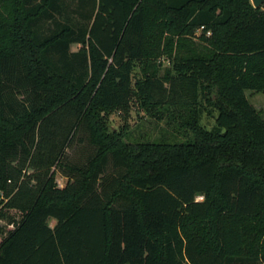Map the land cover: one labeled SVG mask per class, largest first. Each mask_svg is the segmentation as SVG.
Masks as SVG:
<instances>
[{
  "label": "trees",
  "instance_id": "16d2710c",
  "mask_svg": "<svg viewBox=\"0 0 264 264\" xmlns=\"http://www.w3.org/2000/svg\"><path fill=\"white\" fill-rule=\"evenodd\" d=\"M201 26L205 49L161 76L166 31ZM247 90L264 91V3L0 0V264H264V117ZM135 99L176 108L194 141L126 142L102 108ZM80 128L92 151L66 166Z\"/></svg>",
  "mask_w": 264,
  "mask_h": 264
},
{
  "label": "rangeland",
  "instance_id": "374dc122",
  "mask_svg": "<svg viewBox=\"0 0 264 264\" xmlns=\"http://www.w3.org/2000/svg\"><path fill=\"white\" fill-rule=\"evenodd\" d=\"M250 1L252 3V0ZM166 32V36H172L174 38L175 48L173 49L172 55L165 54L157 59L156 64L159 66V74L161 76L167 73L175 74L173 71V59L178 51L184 52L186 55L188 48L193 47L195 50L202 52L208 44L203 39L204 32L200 28H194L189 33H172L173 35L169 33V30ZM213 35L212 30L211 34H207V32L205 34L207 38H213ZM180 39L188 43L182 48L183 51H181L178 44ZM80 47L81 44L77 43L71 46L72 50H78ZM139 70L140 66L136 64L134 68L135 74H139ZM246 94L250 102L264 117V91L247 90ZM207 108L212 111V114L209 115L205 111L201 116L200 123L206 129H212L216 124L215 118L218 111L214 106L209 104ZM178 114H180V111L176 108H168L165 105L151 108L136 99L126 108L119 106H105L102 108V115L110 130L115 133L121 132L124 140L132 145L141 143H155L160 145L180 144L187 141H194L193 133L186 128L184 125L185 121H181ZM91 151L92 147L88 142V132L80 128L71 145L65 149L64 160L66 163H64L66 166L83 164ZM67 172V167L57 169L56 181L59 187H63L66 184L68 180L66 176ZM2 197L3 195L0 192V198ZM198 199L202 198L198 197ZM55 223L56 221L54 219L50 220L51 226H54ZM5 225L6 221L0 219V226ZM3 236L4 233H0V240Z\"/></svg>",
  "mask_w": 264,
  "mask_h": 264
},
{
  "label": "water",
  "instance_id": "95a60500",
  "mask_svg": "<svg viewBox=\"0 0 264 264\" xmlns=\"http://www.w3.org/2000/svg\"><path fill=\"white\" fill-rule=\"evenodd\" d=\"M252 3L255 7H260L264 3V0H252Z\"/></svg>",
  "mask_w": 264,
  "mask_h": 264
},
{
  "label": "built area",
  "instance_id": "2783aa9c",
  "mask_svg": "<svg viewBox=\"0 0 264 264\" xmlns=\"http://www.w3.org/2000/svg\"><path fill=\"white\" fill-rule=\"evenodd\" d=\"M200 29H201V30H204V26H201ZM207 34H211V31H210V30L207 31ZM201 198H202V197H201Z\"/></svg>",
  "mask_w": 264,
  "mask_h": 264
}]
</instances>
